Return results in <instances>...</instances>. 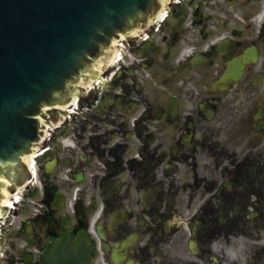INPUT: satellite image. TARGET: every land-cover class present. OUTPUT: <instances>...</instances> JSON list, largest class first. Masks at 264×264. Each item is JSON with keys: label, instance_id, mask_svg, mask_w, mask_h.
Instances as JSON below:
<instances>
[{"label": "flooded vegetation", "instance_id": "flooded-vegetation-1", "mask_svg": "<svg viewBox=\"0 0 264 264\" xmlns=\"http://www.w3.org/2000/svg\"><path fill=\"white\" fill-rule=\"evenodd\" d=\"M116 45L64 122L78 151L52 137L40 161L102 175L69 209L43 173L39 206L0 216V264H42L62 236L92 245V229L110 245L89 264H264V0H169Z\"/></svg>", "mask_w": 264, "mask_h": 264}, {"label": "water", "instance_id": "water-1", "mask_svg": "<svg viewBox=\"0 0 264 264\" xmlns=\"http://www.w3.org/2000/svg\"><path fill=\"white\" fill-rule=\"evenodd\" d=\"M164 0H0V208L31 173L45 122Z\"/></svg>", "mask_w": 264, "mask_h": 264}]
</instances>
